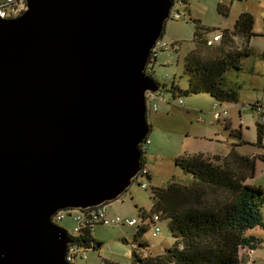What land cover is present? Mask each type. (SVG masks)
<instances>
[{
	"label": "water",
	"instance_id": "obj_1",
	"mask_svg": "<svg viewBox=\"0 0 264 264\" xmlns=\"http://www.w3.org/2000/svg\"><path fill=\"white\" fill-rule=\"evenodd\" d=\"M174 2L27 0L0 16V264H72L53 216L132 184L159 89L146 69Z\"/></svg>",
	"mask_w": 264,
	"mask_h": 264
},
{
	"label": "rangeland",
	"instance_id": "obj_2",
	"mask_svg": "<svg viewBox=\"0 0 264 264\" xmlns=\"http://www.w3.org/2000/svg\"><path fill=\"white\" fill-rule=\"evenodd\" d=\"M220 6L226 7L228 11L221 10ZM173 10L180 12L182 16L169 17L166 22L162 38L170 48L159 54L155 64L157 80L164 87L156 82L159 89L147 91V102L153 106L149 114L151 131L147 140H144H150L145 152V168L150 176H139L127 191L107 204L110 216L135 218L139 224L144 220L149 228L135 239L139 224H97L92 233L100 243L99 248H88L87 258L79 257L75 264H100L106 258L122 264H132L136 257L134 254L143 247L141 243L148 246L141 251H148L153 256L175 244L176 238L171 231L170 219L159 220L156 225L160 227V231L156 233V225L151 217L155 215L152 212L154 187L167 186L174 178L180 183H187L193 178L176 164L178 158L189 159L200 153L209 157L216 154L225 156L234 144H237V149L242 154L255 155L263 151L255 144L257 124L261 116L252 105L258 100L264 101V0H177ZM243 11L251 12L255 17L256 34L250 41L252 52L242 58L241 69L231 68L227 72L228 81L235 85L239 93L237 102L220 104L219 108L227 107L228 113L214 115L217 102L209 93L180 94L171 91L172 84L175 82L181 89L189 88L191 75L184 60L186 54L195 46L194 20H200L204 27L212 28L207 34L212 38L223 29H233L236 19ZM174 41H178L176 49L171 48ZM235 45L238 49L246 48L249 46L248 38L238 34ZM167 72L173 78H166ZM146 73L154 76L149 71ZM165 87L167 90H164ZM163 96L165 100L161 99ZM155 104L159 109L154 108ZM240 131L242 136L238 135ZM242 139L247 142L241 143ZM248 182L264 187L263 160L257 159L255 176ZM144 183L147 187L143 186ZM80 213L78 208L66 210L64 219L58 224L65 227L70 234L76 235L75 227L79 224L76 216ZM251 234L264 239V229L261 227L248 230V235ZM248 251V248H243L240 252V258L245 264H250L249 259L255 261L252 264H264V246L250 251L247 256Z\"/></svg>",
	"mask_w": 264,
	"mask_h": 264
},
{
	"label": "trees",
	"instance_id": "obj_3",
	"mask_svg": "<svg viewBox=\"0 0 264 264\" xmlns=\"http://www.w3.org/2000/svg\"><path fill=\"white\" fill-rule=\"evenodd\" d=\"M220 9L225 11L223 6ZM194 22L195 48L185 58L186 69L191 75L190 85L187 89H181L173 82L171 91L180 94L209 93L221 105L237 102L239 93L235 85L228 81L227 72L231 68L241 69L242 58L250 55L252 48L247 46L244 49H227L226 46L232 35L251 37L256 34L254 15L248 11L240 13L233 29L223 30L220 45H212L207 37L212 28L204 27L200 20L195 19ZM165 26L166 23L161 37L165 33ZM155 81L163 86L157 79ZM252 106L254 108V104ZM149 126L150 133V121ZM238 135L242 136L241 131ZM245 142L247 141L242 139L241 143ZM255 144L263 150L255 155L242 154L238 151L237 144H234L225 156L216 154L209 157L200 153L189 159L178 158L176 164L193 178L187 183L177 182L174 178L167 186L154 187L152 211L160 216V220L170 219L175 244L165 248L159 255L144 256L141 250L148 246L141 243L143 247L137 250L132 264H245L240 258L242 248L255 250L263 247L264 239L248 235L250 229H264V187L248 182L255 176L257 159L264 161V124L260 122L257 124ZM140 150L141 164L145 167L146 147L140 146ZM147 175L150 176V173ZM112 201H107L106 204ZM79 210L83 212V209ZM86 214L90 217L89 213ZM97 224L102 223L95 225ZM148 228L149 224L143 222L135 233V239ZM92 230L87 227L76 232V235L71 234L74 243L86 255L81 257L83 259L87 258L88 248H99ZM100 264L122 263L106 258Z\"/></svg>",
	"mask_w": 264,
	"mask_h": 264
},
{
	"label": "built area",
	"instance_id": "obj_4",
	"mask_svg": "<svg viewBox=\"0 0 264 264\" xmlns=\"http://www.w3.org/2000/svg\"><path fill=\"white\" fill-rule=\"evenodd\" d=\"M28 8V4H27V0H0V16L3 18H13L16 16H19L20 14H22L26 9ZM172 16L174 18H180L181 14L179 12H172ZM222 35L221 34H216L214 36V40L217 41L218 39H220ZM170 47V45L168 43H166L163 39H160L156 42V44L153 46L152 50H151V54H150V63L147 66L146 72L149 71V73H154L153 70V65L154 62L157 60L156 58H158V55L168 49ZM150 69V70H149ZM150 75V74H149ZM153 76V75H150ZM166 78L171 79L173 78L172 74L167 73L166 74ZM163 98V97H162ZM161 98V99H162ZM182 101V100H180ZM152 102V101H151ZM149 109L152 110L153 106L151 104H149ZM221 105L220 104H215V113L214 115H222V114H227V107L225 108H219ZM155 109H158L157 104H155ZM254 109H257L258 113L261 116L260 119V123L264 124V101H257L254 104ZM150 142V140L148 139L147 142L143 141L141 143V146L143 147H147L148 143ZM149 171L147 168H142L138 174L134 177V178H138L141 175H145L148 174ZM144 187H147V185L144 183L143 184ZM85 210L87 211L86 213H89L90 217H88V215L85 213ZM65 217V210H60L58 211L54 216H53V220L57 223V221L63 220ZM76 219L78 220L79 224L75 227V231L77 233H79V231H81L84 228L90 227V229H93V226L96 223H102V224H107V225H118V224H127V225H137L139 224V222L135 219V218H123L122 216H110L108 214V207L106 202L98 204V205H94V206H90L87 208H83V212L79 215L76 216ZM160 220V216L156 215L154 217H152V222L156 225V223ZM90 224V225H89ZM155 231L156 233H158L160 231V227L159 226H155ZM149 253L147 252H143V255L146 256ZM85 253L81 252V248L79 247V245H77L76 243H74V241L72 243L69 244L68 247V252H67V260L70 261V263L75 264V261L77 258H81V257H85ZM250 264H252L254 262V260L249 259L248 260Z\"/></svg>",
	"mask_w": 264,
	"mask_h": 264
},
{
	"label": "crops",
	"instance_id": "obj_5",
	"mask_svg": "<svg viewBox=\"0 0 264 264\" xmlns=\"http://www.w3.org/2000/svg\"><path fill=\"white\" fill-rule=\"evenodd\" d=\"M177 1V0H176ZM224 7V6H223ZM225 8V10H227L228 11V9L226 8V7H224ZM237 20V19H236ZM236 22V21H235ZM235 24V23H234ZM227 29V28H226ZM229 29V28H228ZM224 30V29H223ZM216 34H221L222 36L220 37V39H218L217 41H215L214 40V36L216 35ZM214 36L212 37V38H210L209 36H207L208 38H209V40H210V43L212 44V45H220L221 43H222V41H223V31H221V32H219V33H215L214 34ZM245 37H247L248 38V42H249V46H250V41H251V39H252V36L251 37H248V36H246L245 35ZM237 38H238V34H235V35H232V39L230 40L229 39V41H228V44H227V46H226V48L227 49H237L238 48V46L237 45H235V43H236V41H237ZM178 46V41H174V42H172V44H171V48H173V49H176V47ZM194 48H195V46L189 51V52H191V51H193L194 50ZM169 49V48H168ZM167 50V49H166ZM188 52V53H189ZM187 53V54H188ZM186 54V55H187ZM158 57H159V55H158ZM185 58H186V56H185ZM157 61H158V58H157V60L154 62V65L152 66L153 67V70H154V76H153V78L154 79H157V76H156V73H155V64L157 63ZM184 63H185V60H184ZM167 73H169V72H167ZM166 73V74H167ZM166 74H165V77H166ZM171 74V73H170ZM162 100H165V96H163V98H162ZM158 109H159V106H158ZM148 137V136H147ZM256 236V235H255ZM257 237H259V236H257ZM141 245V244H140ZM147 245V244H146ZM243 249V248H242ZM241 249V250H242ZM244 249H246V248H244ZM249 249V253L247 254V256L250 254V251H254V249L253 250H251L250 248H248ZM146 252H148V251H146ZM128 264H130V263H128Z\"/></svg>",
	"mask_w": 264,
	"mask_h": 264
},
{
	"label": "clouds",
	"instance_id": "obj_6",
	"mask_svg": "<svg viewBox=\"0 0 264 264\" xmlns=\"http://www.w3.org/2000/svg\"><path fill=\"white\" fill-rule=\"evenodd\" d=\"M175 1H176V0H175ZM174 3H175V2H174ZM173 6H174V4H173ZM172 12H178V11L173 10V7H172V10H171V13H170V17H171V18H174V17L172 16ZM179 13H180V12H179ZM180 14H181V13H180ZM181 16H182V14H181ZM160 39H163V38L160 37L158 40H160ZM158 40H157V41H158ZM169 48H170V47H169ZM151 77H153V76H151ZM142 168H144V167H142ZM142 168H141V169H142ZM137 174H138V173H137ZM137 174H136V175H137ZM135 179H136V178H133L132 181H135ZM143 222H144V220L142 221V223H143ZM142 223H141V224H142ZM141 224H139L138 227H139ZM142 253H143V251H142ZM144 253H145V252H144ZM254 262H255V261H254Z\"/></svg>",
	"mask_w": 264,
	"mask_h": 264
},
{
	"label": "bare ground",
	"instance_id": "obj_7",
	"mask_svg": "<svg viewBox=\"0 0 264 264\" xmlns=\"http://www.w3.org/2000/svg\"><path fill=\"white\" fill-rule=\"evenodd\" d=\"M141 146V145H140Z\"/></svg>",
	"mask_w": 264,
	"mask_h": 264
},
{
	"label": "flooded vegetation",
	"instance_id": "obj_8",
	"mask_svg": "<svg viewBox=\"0 0 264 264\" xmlns=\"http://www.w3.org/2000/svg\"><path fill=\"white\" fill-rule=\"evenodd\" d=\"M71 210V209H70Z\"/></svg>",
	"mask_w": 264,
	"mask_h": 264
}]
</instances>
